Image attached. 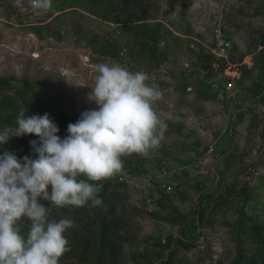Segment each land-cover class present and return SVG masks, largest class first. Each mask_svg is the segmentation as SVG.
I'll return each instance as SVG.
<instances>
[{"label": "rangeland", "instance_id": "obj_1", "mask_svg": "<svg viewBox=\"0 0 264 264\" xmlns=\"http://www.w3.org/2000/svg\"><path fill=\"white\" fill-rule=\"evenodd\" d=\"M192 2L198 7L189 10ZM143 5L130 10L122 0H52L43 10L33 9L31 0H0V77L13 83L0 99L20 101L17 88L31 80L62 138V112L76 122L97 107L88 99L94 65L118 62L147 73L162 92L155 104L167 125L160 146L149 157H122L119 173L89 182L100 187L97 195L117 183L129 213L126 229L138 247L154 255V264L171 251L180 264H233L240 252V264H264V227L262 237L253 230L264 223V44L259 50L264 0H145ZM144 9L151 23L161 24V63L148 58L143 37L123 25ZM221 41L232 43V62L252 58L240 66L232 90L225 87L223 61H210L206 69L200 65L201 52ZM7 113L0 107V128L11 126L3 119ZM34 139V134L12 137L0 145V154L31 157ZM87 206L88 229L98 231L96 217L105 202ZM27 224L21 222L22 234ZM65 235L73 237L69 230ZM177 238L187 245H178ZM74 243L60 264H101L98 240L85 255ZM137 263L130 257L119 264Z\"/></svg>", "mask_w": 264, "mask_h": 264}, {"label": "clouds", "instance_id": "obj_2", "mask_svg": "<svg viewBox=\"0 0 264 264\" xmlns=\"http://www.w3.org/2000/svg\"><path fill=\"white\" fill-rule=\"evenodd\" d=\"M31 6L47 10L52 0H31ZM196 7L192 2L189 10ZM94 70L88 99L97 107L69 123L64 138L48 113L25 115L24 108L15 126L0 128V145L25 134L39 138L30 141L31 157L21 159L8 150L0 154V264H60L69 250L65 233L74 221L49 220L50 209L40 201L60 208L102 206L100 187L89 181L111 178L122 170V157H149L160 146L167 125L155 104L162 92L148 82V74L118 62L98 63ZM23 220L29 222L26 234Z\"/></svg>", "mask_w": 264, "mask_h": 264}, {"label": "trees", "instance_id": "obj_3", "mask_svg": "<svg viewBox=\"0 0 264 264\" xmlns=\"http://www.w3.org/2000/svg\"><path fill=\"white\" fill-rule=\"evenodd\" d=\"M145 0H122L123 6L132 10L135 7H144ZM143 15L135 17L132 23H123L124 28L127 31L136 32L138 35L143 37L142 49L144 54L157 63H161L162 53L159 49L160 42L162 39L161 24L151 23L149 20L148 12L144 9ZM117 21H120L119 19ZM143 29L140 30L139 28ZM137 35V36H138ZM139 37V36H138ZM264 44L263 41L260 45ZM161 53V54H160ZM203 63L201 67L206 69L210 67V61L220 60L225 62L223 58H217L216 55L204 49L201 52ZM13 88V83L9 78L0 77V93ZM18 97L20 101L14 102L13 99L8 97H2L0 99V107L2 110H9L6 117L3 119L11 126H15L16 117L21 108L25 109V115L50 113L49 107L46 106L45 102L40 99L34 92V86L31 80L25 79L20 89L17 88ZM62 138L68 135L67 126L69 123H75L67 113L60 114ZM39 139V138H38ZM117 183H109L105 185V191L99 193V197L105 202L106 209L100 212L98 219L100 229L98 231L93 228L88 229L87 216H90V210L87 205L83 207L66 206L63 208L54 206L51 202L47 201L44 206L50 209L48 216L49 220H59L61 218H71L74 221V227L69 229L72 232V239H68L69 244L75 242L74 247L76 250L81 249L85 255L87 247L98 240L100 244V263L105 264L107 260L115 264L123 262L125 258H134L137 264H154V255L146 253L147 250H143L136 244V240L133 238V234L126 229L128 223L129 213L127 208L123 207L125 201L124 195H121L120 190L116 187ZM122 201V202H121ZM121 202V204H119ZM51 209L53 211L51 212ZM29 228V222L27 221ZM125 226V229H124ZM264 227V223H255L253 230L255 235L262 237L261 229ZM178 245L185 246L187 243L180 238H177ZM167 244H170V239H167ZM70 248V245H68ZM134 247H137L133 250ZM71 249V248H70ZM72 251V249H71ZM71 251H66L65 256H70ZM175 251H171L167 254V258H161L156 264H180V260ZM244 253L240 252L239 255L234 259L233 264H240L243 259ZM259 261V260H258ZM257 261V262H258ZM264 263V259L262 261ZM255 264V263H251Z\"/></svg>", "mask_w": 264, "mask_h": 264}, {"label": "built area", "instance_id": "obj_4", "mask_svg": "<svg viewBox=\"0 0 264 264\" xmlns=\"http://www.w3.org/2000/svg\"><path fill=\"white\" fill-rule=\"evenodd\" d=\"M232 48V43L230 41H221L217 48L211 49V51L216 55L217 58H223L224 62V76L226 77L228 82L225 83V87L228 90H232L235 87L233 79H239L242 74L241 65L246 64L250 65L252 63V58H245L243 61L239 63L232 62L230 59V49ZM263 49L262 45H259V50Z\"/></svg>", "mask_w": 264, "mask_h": 264}]
</instances>
